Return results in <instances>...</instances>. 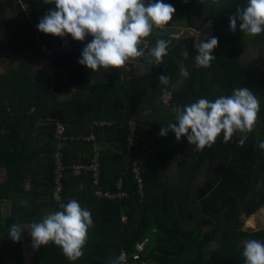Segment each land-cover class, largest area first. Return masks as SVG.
<instances>
[{
    "label": "trees",
    "instance_id": "obj_1",
    "mask_svg": "<svg viewBox=\"0 0 264 264\" xmlns=\"http://www.w3.org/2000/svg\"><path fill=\"white\" fill-rule=\"evenodd\" d=\"M163 2L174 6L173 17L188 32L218 38L210 67L196 64L195 37L175 39L166 24L154 26L144 38V56L130 58L142 66V75L129 61L121 70L92 71L78 63L90 35L81 42L37 30L54 4L0 0V51L10 63L0 74V171L6 177L0 184V264H112L122 249L134 252L144 239L150 242L143 259L153 264H245L243 242H264V228H242V217L250 218L264 207V149L259 147L264 141V32H240L239 21L236 31H230L229 17L247 0ZM10 7L15 14L6 13ZM157 39L170 41L168 54L162 64H149L148 51ZM249 47L259 56L246 63L242 56ZM182 68L189 71L188 78L181 75ZM161 75L169 77L167 85L160 84ZM238 87L253 91L260 101L257 123L243 146L238 144L240 133L227 142L221 133L200 152L186 136L177 141L171 131L159 135L161 126L175 122L178 106L201 98L214 101ZM163 92L171 93L169 105L161 103ZM61 95L68 99L60 101ZM130 120L135 121L133 136ZM58 123L76 138L56 139ZM92 135L95 139L89 141ZM57 151L64 165L71 166L61 201L54 196L53 184ZM95 157L100 185L114 198L95 195L94 172L73 168L87 167ZM79 181L84 198L76 201L90 210L93 225L83 256L73 262L52 242L34 248L31 236H23L30 235L33 222L42 220L31 216L35 207L66 204ZM31 197L36 204L28 202ZM13 224L24 229L18 242L8 236Z\"/></svg>",
    "mask_w": 264,
    "mask_h": 264
},
{
    "label": "clouds",
    "instance_id": "obj_2",
    "mask_svg": "<svg viewBox=\"0 0 264 264\" xmlns=\"http://www.w3.org/2000/svg\"><path fill=\"white\" fill-rule=\"evenodd\" d=\"M46 4H54L55 9L49 10L37 24V30L55 37L70 35L73 40L83 42L87 36L92 39L83 48L78 63L89 70L99 68L120 69L130 58L144 56L148 42L144 39L153 31V27H163L168 24L176 9L163 0H43ZM239 21V30L250 36L264 32V0H247L244 7L238 6L234 15L229 17L230 31L235 32ZM170 41L157 39L155 46L148 51L147 62L153 60L157 65L163 63L168 54ZM143 45V47H140ZM218 45L217 37L206 38L197 42L195 48L198 54L195 62L200 67H210L215 57L211 54ZM181 75L188 78L190 73L181 69ZM160 84L167 85L169 77H158ZM161 103L169 105L172 101L170 92H163ZM170 98V102L168 101ZM260 112V101L253 91L246 87L233 89L230 95H221L214 101L201 98L189 105L178 106L175 109V122L161 126L159 135L165 136L169 131L175 134L177 141L186 136L187 142L195 145V151L200 152L210 148L217 137L223 133L225 142L234 134L240 133L238 144L243 146L257 123ZM135 124V121L130 120ZM128 123V124H129ZM62 124L63 123H58ZM55 138L71 136L65 127V132ZM127 124V125H128ZM58 137V138H57ZM259 147L264 149V141ZM22 201V204H26ZM60 210L45 214L40 222L30 226V236L34 248L46 246L49 242L58 246L69 261H76L84 254L88 230L93 225L90 210L82 208L75 200L60 204ZM22 229L13 224L8 236L14 242L21 238ZM242 255L245 264H264V242L255 239L243 242ZM126 254L120 255L112 264H123Z\"/></svg>",
    "mask_w": 264,
    "mask_h": 264
},
{
    "label": "built area",
    "instance_id": "obj_3",
    "mask_svg": "<svg viewBox=\"0 0 264 264\" xmlns=\"http://www.w3.org/2000/svg\"><path fill=\"white\" fill-rule=\"evenodd\" d=\"M170 98H168V101L170 102ZM104 125V123L102 124V126ZM128 127L132 133V136L135 133V125L130 122L128 124ZM65 132V127L62 124H58V130H57V135L58 137L60 135H62V133ZM57 137V138H58ZM85 137V136H84ZM76 137L75 136H71L69 139L74 140ZM64 140V142L66 141L65 138H59V140ZM87 139L90 141H93L95 139V137L92 135L91 137H87ZM131 140V139H129ZM60 144L59 142L55 145V147ZM97 151L101 150V148H97ZM53 167H54V176H53V184H54V196L56 198V200L61 201V194L63 191V180H65V175H66V171H68L71 166L69 164L64 165L63 163V157L62 154L57 151L54 155V162H53ZM75 170L80 171L82 168H85L89 171L94 172V185H95V195H97L98 197H107V198H114L113 194H110L108 192L103 191L101 185H100V163H98V157H95V159H93V163L87 167H83L81 165H75L73 167ZM135 173L137 174L136 178L138 180V183L140 185V189L142 190V184L143 181L141 180V178L138 176V173L135 171ZM122 182L119 181L118 186L121 187ZM123 194V193H122ZM149 239H144L141 242H138L135 245V251L134 252H130L128 253L127 250L122 249L121 252L126 254V261L123 262V264H153L154 262L151 259H143L146 256L147 253V248L149 246Z\"/></svg>",
    "mask_w": 264,
    "mask_h": 264
},
{
    "label": "rangeland",
    "instance_id": "obj_4",
    "mask_svg": "<svg viewBox=\"0 0 264 264\" xmlns=\"http://www.w3.org/2000/svg\"><path fill=\"white\" fill-rule=\"evenodd\" d=\"M18 3V1H17ZM13 2L10 3V6L13 7ZM9 15H13L15 14V10L14 8L12 9L11 7L8 9V11L6 12ZM166 32L173 38L178 39L181 38L183 36H189V37H195L196 41L195 44L197 42L200 41H204L206 38L210 37V33L209 32H204L202 34H192L191 32H188L184 26L181 20H178V18L172 17V20L168 23V27L166 29ZM264 48V45L261 47ZM264 53V52H263ZM259 56V54L255 51V49H253L252 47H249L245 52L244 55L242 56V59L244 60V62L248 63L250 61H253L255 59H257V57ZM129 64H133V66H135L136 64V60H128ZM10 65V63L7 61V55L6 53L0 51V74ZM126 65V64H125ZM124 65V66H125ZM136 74L142 75L144 70L142 68V66H140V68L138 67H134ZM117 70H121L117 69ZM127 69H124V71ZM128 71V70H127ZM64 99H68L67 95H61L59 100L60 101H64ZM163 103V102H162ZM174 108L170 107V112L173 111ZM5 174L3 172H1L0 174V184H2L5 181L4 177ZM4 207V206H3ZM263 214V213H260ZM212 226H209L207 229H211ZM242 228L245 230H259V229H263L264 228V216H251L250 218H245L242 217ZM30 229V228H29ZM30 235H24L23 239H25L26 237H29ZM27 260H30V255L27 256Z\"/></svg>",
    "mask_w": 264,
    "mask_h": 264
},
{
    "label": "crops",
    "instance_id": "obj_5",
    "mask_svg": "<svg viewBox=\"0 0 264 264\" xmlns=\"http://www.w3.org/2000/svg\"><path fill=\"white\" fill-rule=\"evenodd\" d=\"M146 114L147 113H144L143 115H146ZM1 172H3L5 174V172L3 170L0 171V174H1ZM74 175H80V172L74 171ZM73 188H74L73 191L75 194L72 191L73 196L69 197L70 200H73V199L78 200L79 198H81V199L84 198L83 192H84L85 187H84V184L82 181L75 183V187H73ZM26 189L27 190L31 189V185H30L29 181L26 183ZM35 200L36 199L31 197L28 202H33L34 204H36L37 202ZM70 200L68 199V201H70ZM48 206H51V208H49ZM58 210H60V207H56L53 204H49V205H48V203L41 204V205H38V207H35L33 209L31 216H42L41 218H43V216L45 214L52 212V211H58ZM260 213H263V214H260ZM253 216H264V207L257 214H255Z\"/></svg>",
    "mask_w": 264,
    "mask_h": 264
}]
</instances>
